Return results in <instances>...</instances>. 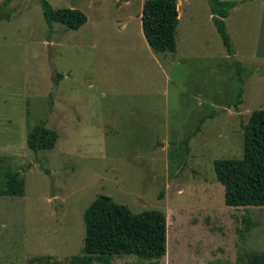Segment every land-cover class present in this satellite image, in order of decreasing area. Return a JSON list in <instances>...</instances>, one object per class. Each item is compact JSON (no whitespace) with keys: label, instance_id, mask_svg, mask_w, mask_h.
<instances>
[{"label":"rangeland","instance_id":"obj_1","mask_svg":"<svg viewBox=\"0 0 264 264\" xmlns=\"http://www.w3.org/2000/svg\"><path fill=\"white\" fill-rule=\"evenodd\" d=\"M45 1L86 21L48 33L39 0H9L0 20V190L7 170L24 183L20 196L0 194V264L80 255L83 211L98 195L166 221L160 259L110 264H245L264 253V207L224 205L212 168L241 157L240 124L264 109V0H222L236 3L224 19L231 57L206 0H176L175 50L163 53L143 38V0ZM37 124L57 134L51 150L27 148Z\"/></svg>","mask_w":264,"mask_h":264},{"label":"trees","instance_id":"obj_2","mask_svg":"<svg viewBox=\"0 0 264 264\" xmlns=\"http://www.w3.org/2000/svg\"><path fill=\"white\" fill-rule=\"evenodd\" d=\"M40 1L41 16L52 32V24L77 30L86 21L85 15L71 8H52ZM9 0L0 4V20ZM210 21L228 56L233 49L225 30L224 19L236 3L234 1L206 0ZM176 0H143L140 25L148 47L158 53L175 50L177 26ZM238 70L240 67L235 63ZM239 76V72H238ZM240 81V79L238 78ZM241 82V81H240ZM241 88L233 105L241 102ZM198 126L195 127L196 131ZM242 155L239 159H217L212 162L216 181L223 188V203L229 207H264V109L250 112L240 124ZM194 131H192L194 133ZM57 140L54 130L42 124L33 126L26 134V146L31 152L51 150ZM185 138L184 141H186ZM2 176L4 196H20L24 183L18 172L7 170ZM84 236L80 255H73L67 264H110L112 257L131 255L139 260H158L165 254L166 221L164 214L155 209L132 213L126 206L108 196H96L82 215ZM245 264H264V253L246 255Z\"/></svg>","mask_w":264,"mask_h":264}]
</instances>
